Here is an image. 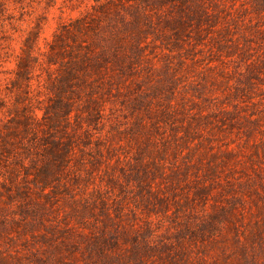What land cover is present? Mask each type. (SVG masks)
<instances>
[{
	"label": "rangeland",
	"instance_id": "rangeland-1",
	"mask_svg": "<svg viewBox=\"0 0 264 264\" xmlns=\"http://www.w3.org/2000/svg\"><path fill=\"white\" fill-rule=\"evenodd\" d=\"M92 2L0 0V264H264V0L114 12L95 88L17 73Z\"/></svg>",
	"mask_w": 264,
	"mask_h": 264
},
{
	"label": "trees",
	"instance_id": "trees-1",
	"mask_svg": "<svg viewBox=\"0 0 264 264\" xmlns=\"http://www.w3.org/2000/svg\"><path fill=\"white\" fill-rule=\"evenodd\" d=\"M90 7L84 12L68 21L62 22L53 34V38L47 42L48 50L36 55L33 53L36 48L38 32H32L26 36L27 45L22 48L23 55L17 61V73L27 74L31 68L29 62L36 61L38 55H45L44 63L51 66L56 63V56L66 57L67 76L64 80L66 86L71 90L81 91L85 87L95 88L100 86L98 81L107 69L112 68V59L118 60L117 43L119 35L112 25L110 18L114 12L124 23H132L138 32L141 31L138 21L141 15V0H92ZM158 13L164 7L174 8L177 13L192 7V0H154ZM126 9H131L129 13ZM185 12V11H184ZM128 15V18L127 16ZM135 15V18L133 16ZM36 32V33H35ZM72 84V85H71ZM171 105H168L169 108ZM166 108V109H167ZM70 111L62 115L61 119H68ZM66 116V117H65ZM40 123L36 114L30 113L20 121L22 131L20 136H27L34 126ZM49 127V126H47ZM52 129L49 127L44 137L51 135ZM52 138H50L51 140Z\"/></svg>",
	"mask_w": 264,
	"mask_h": 264
}]
</instances>
